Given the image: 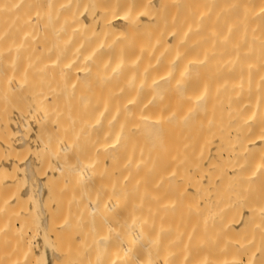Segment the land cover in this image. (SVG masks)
Listing matches in <instances>:
<instances>
[{"label": "bare ground", "instance_id": "6f19581e", "mask_svg": "<svg viewBox=\"0 0 264 264\" xmlns=\"http://www.w3.org/2000/svg\"><path fill=\"white\" fill-rule=\"evenodd\" d=\"M211 2L0 0L26 264L37 207L55 261L62 228L72 264H264V0Z\"/></svg>", "mask_w": 264, "mask_h": 264}, {"label": "rangeland", "instance_id": "374dc122", "mask_svg": "<svg viewBox=\"0 0 264 264\" xmlns=\"http://www.w3.org/2000/svg\"><path fill=\"white\" fill-rule=\"evenodd\" d=\"M218 6H219L218 0H214V2L210 3L211 16L215 15L214 9L217 8ZM25 189H26V171L21 167V165L12 163L11 167L0 168V206L3 208V213L0 214V222L5 223L2 229L0 228V255H1V251L2 252L5 251V254L8 255V259L4 262L0 261V264H26V243L23 240L24 229L20 227L21 226L20 219L24 218V220L26 221V193H25L26 190ZM33 211H34L32 215L33 225L35 224L36 227L38 226L37 228L43 230L44 228L43 220H42L43 213L38 207ZM69 223H70L69 225L67 223L68 228L73 227L75 229L73 223H71L70 220ZM16 224H18V227H16ZM71 224L72 226H70ZM21 228L23 229L22 231ZM65 229H67L66 226ZM41 230H38L35 237L33 238L34 241H37L39 239L40 241L43 240V242L40 243L38 242L37 244L34 243L35 246L38 245L39 248L37 249L38 252L37 258L40 261V264H72L73 260H75L74 257L77 255L78 252L77 250L78 248L74 246V243H76L77 245V241L75 240V234L73 232V229L72 230L69 229L68 233H70V235H68V233L65 232L66 230L61 231L62 230L61 228V230H58L60 232L57 231L58 232L57 236L59 237L57 238L56 236L55 239V241L57 240L56 243L58 247L61 246V249L65 251L67 250L66 255H68L67 257L69 259L66 262H63L59 258H56L55 261V257L53 256L54 254L50 248L49 241ZM70 230L72 231V233ZM108 230L111 231L110 228H108ZM108 230L105 229L106 232ZM114 230L112 231L114 234L111 232L109 233L107 232V233L116 240L117 238V237L115 238L116 228H114ZM69 236L74 237V238L71 237L73 241L72 239H70ZM91 239L92 238H89L88 241L86 242L89 243V240ZM23 242L25 243V246ZM115 244L117 245V243ZM64 246L65 248H63ZM113 246L114 244L112 243L111 247ZM73 248L76 249L75 252ZM113 248L115 249V247ZM111 249H109V252ZM70 252L72 253L74 252V254ZM112 253L113 250H111V253L109 254ZM114 254H118V251L117 250L114 251ZM4 257L5 255L3 254V258ZM16 258L18 260H16ZM116 259H117V255H116ZM115 262L118 263L117 260L114 261V264Z\"/></svg>", "mask_w": 264, "mask_h": 264}]
</instances>
